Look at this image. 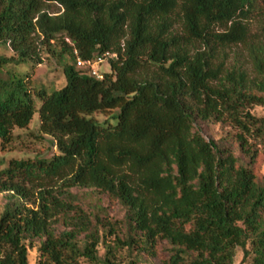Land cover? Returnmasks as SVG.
Wrapping results in <instances>:
<instances>
[{"label":"trees","instance_id":"1","mask_svg":"<svg viewBox=\"0 0 264 264\" xmlns=\"http://www.w3.org/2000/svg\"><path fill=\"white\" fill-rule=\"evenodd\" d=\"M262 9L264 0H0V45L15 55L0 57L1 146L37 112L56 149L6 169L0 161V195L9 199L0 264H28L34 248L36 264H121L122 245L152 251L157 240L169 246L160 264H234L237 249L264 264V178L255 175L264 118L251 113L264 106V24L251 31ZM52 43L72 62L65 86L39 91L36 109L27 75L1 73L40 64ZM238 48L247 70L228 62ZM106 53L101 80L75 68ZM112 110L114 125L92 118ZM197 122L235 130L240 156L193 132ZM73 188L117 200L128 240L107 244L111 233L100 235L105 225H92Z\"/></svg>","mask_w":264,"mask_h":264},{"label":"rangeland","instance_id":"2","mask_svg":"<svg viewBox=\"0 0 264 264\" xmlns=\"http://www.w3.org/2000/svg\"><path fill=\"white\" fill-rule=\"evenodd\" d=\"M259 7H263L260 3ZM50 13H57V6L48 8ZM264 24V9L260 14H256L251 22L252 33L258 32ZM52 52L49 54L46 51L40 53V64L28 63L21 66L9 65L2 69L1 77H22L23 90L31 94L35 108L38 109L40 102L37 98V93L45 90L48 94L57 91L65 86L66 80L63 73V67L72 62L70 50L59 53L62 45L51 44ZM229 64L243 66L247 70L246 53L242 49H233L229 52ZM15 56L8 46L0 45V57L10 58ZM75 68L81 71H87V67H79L75 64ZM94 70L98 74H106L110 72V64L105 60L101 64L94 65ZM22 75V76H21ZM118 110H112L105 113H95L92 118L99 124L106 121L111 125L115 124V119L112 117ZM251 113L256 117L264 118V106H255L251 109ZM193 132H198L206 141H213L216 144L226 145L232 149L235 155L240 156L237 144L233 141L236 131L231 127L222 123H201L197 122ZM53 139L48 136H43L39 132V116L35 112L29 125L23 129H15L13 131V140L6 146L2 147L0 142V161L2 169H6L11 160H33V159H50L56 149L53 144ZM257 159L255 165V175L258 179L264 178V148L256 144ZM73 194H76L79 199L80 207L90 215L92 225H95L98 220H101L105 227H99L100 235L104 233V229L110 232L111 235H105L104 240L111 246L114 245V239H119L124 243L129 238L128 225L126 221V210L118 203L117 200L110 197L108 194L95 189H70ZM9 202L6 194L0 195V214L4 210V206ZM62 230V228H60ZM105 232V233H107ZM169 246L165 241L157 240L152 251L142 250L141 245L136 248H129L126 244L122 245L115 251L116 260L121 264H128L135 261V264H160L167 258ZM105 249L99 246L98 255L103 257ZM37 249L29 250L28 264H36ZM250 259L244 258L241 249L236 250L234 264H249ZM81 264H89L82 261Z\"/></svg>","mask_w":264,"mask_h":264},{"label":"built area","instance_id":"3","mask_svg":"<svg viewBox=\"0 0 264 264\" xmlns=\"http://www.w3.org/2000/svg\"><path fill=\"white\" fill-rule=\"evenodd\" d=\"M112 57V55L106 53L101 57H98L96 60H94L93 62H83L80 60H77L76 64L79 67H87V69L89 70L90 75L94 76L95 78H97L98 80L102 79V76L100 74H98L93 66L94 65H98L101 64L102 62H104L107 58Z\"/></svg>","mask_w":264,"mask_h":264}]
</instances>
